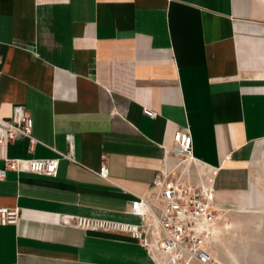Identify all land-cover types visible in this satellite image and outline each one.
<instances>
[{
  "label": "crops",
  "instance_id": "obj_1",
  "mask_svg": "<svg viewBox=\"0 0 264 264\" xmlns=\"http://www.w3.org/2000/svg\"><path fill=\"white\" fill-rule=\"evenodd\" d=\"M15 106L39 143L19 136L4 158L73 160L0 181V207L20 209L0 226V264H157L69 219L141 224L135 202L178 163L185 127L220 206L264 203V0H0V117Z\"/></svg>",
  "mask_w": 264,
  "mask_h": 264
},
{
  "label": "built area",
  "instance_id": "obj_2",
  "mask_svg": "<svg viewBox=\"0 0 264 264\" xmlns=\"http://www.w3.org/2000/svg\"><path fill=\"white\" fill-rule=\"evenodd\" d=\"M145 113L156 116L145 108ZM33 118L23 106H15L9 118L0 117V181L8 171L29 172L57 177L61 160L71 154L58 152L51 159H8L2 155L4 145L19 136L30 140L33 150L39 143L32 135ZM170 152L179 161L162 171L147 197L135 202L134 213L142 218L133 224L95 217L69 219L80 229L101 233L128 235L138 242L157 264H218L211 249L212 230L220 221L221 206L216 200L215 176L200 167L193 155V136L189 127L179 128L173 136ZM107 163H102L101 176H108ZM19 208L0 207V226L17 224ZM69 223V221H66Z\"/></svg>",
  "mask_w": 264,
  "mask_h": 264
},
{
  "label": "rangeland",
  "instance_id": "obj_3",
  "mask_svg": "<svg viewBox=\"0 0 264 264\" xmlns=\"http://www.w3.org/2000/svg\"><path fill=\"white\" fill-rule=\"evenodd\" d=\"M259 176L263 183L258 188L264 193V171ZM237 209L221 206L222 215L228 217L234 230L222 231L225 235L214 242L212 252L221 264H264V203L246 211Z\"/></svg>",
  "mask_w": 264,
  "mask_h": 264
},
{
  "label": "bare ground",
  "instance_id": "obj_4",
  "mask_svg": "<svg viewBox=\"0 0 264 264\" xmlns=\"http://www.w3.org/2000/svg\"><path fill=\"white\" fill-rule=\"evenodd\" d=\"M205 168V167H204ZM246 211V210H245ZM230 220L228 219V217L226 216H223L222 215V210L220 212V221L218 223L215 224V226L213 227V230H212V244H211V249H212V245L214 244L215 241H220L221 240V237L222 235H225L222 233V231H230L231 229H233L230 224ZM233 224V222H232ZM220 225H222V229H220ZM234 230V229H233ZM227 234V233H226ZM213 253V252H212ZM214 257L216 258L217 260V263L218 264H221L220 261H219V258L213 253Z\"/></svg>",
  "mask_w": 264,
  "mask_h": 264
}]
</instances>
